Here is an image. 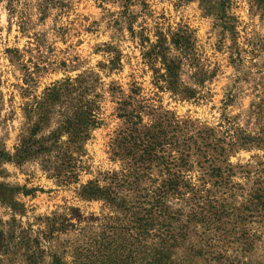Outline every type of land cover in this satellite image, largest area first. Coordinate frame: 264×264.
I'll return each mask as SVG.
<instances>
[{
	"label": "rangeland",
	"instance_id": "1",
	"mask_svg": "<svg viewBox=\"0 0 264 264\" xmlns=\"http://www.w3.org/2000/svg\"><path fill=\"white\" fill-rule=\"evenodd\" d=\"M185 27L192 47L181 80L197 91L190 101L158 89L142 55L146 39L156 44L161 34L170 53L181 57L170 39ZM152 65L164 73L159 61ZM85 72L99 79L101 124L82 152L71 155L66 170L54 163V150L19 162L14 155L21 141L47 138L62 120L58 105L45 123L34 112L46 89ZM132 85L150 108L211 127L218 136L264 135V0H0V264H123L132 238L107 232L115 256H122L110 262L108 243L101 241L104 218L122 214L79 193L88 181L105 185L106 174L121 168L109 146L122 126L116 102ZM228 160L243 167L231 177L241 189L225 200L239 206L254 182L264 180V148L237 147ZM188 176L197 183L196 170ZM223 222L236 221L227 216ZM245 226L253 236L246 253L226 243L217 249L236 258L234 264H264V211Z\"/></svg>",
	"mask_w": 264,
	"mask_h": 264
},
{
	"label": "trees",
	"instance_id": "2",
	"mask_svg": "<svg viewBox=\"0 0 264 264\" xmlns=\"http://www.w3.org/2000/svg\"><path fill=\"white\" fill-rule=\"evenodd\" d=\"M185 29L181 36L170 39V45L181 51V57L170 53L167 39L161 34L156 44L146 39L148 47L142 55L149 61L158 89L190 101L196 98L197 91L181 80L189 58L187 52L192 47L190 36H186L189 29ZM158 61L164 70L162 74L152 65ZM98 81L96 74L85 72L46 89L34 112L45 123L58 105L62 118L59 127L39 141H21L14 158L22 162L54 150L57 167L70 168L71 155L82 152L90 133L101 124L97 116ZM139 91L132 85L129 95L116 102L122 126L114 133L109 148L113 161L121 164L120 170L106 174L105 185L88 181L79 193L83 199L105 202L123 216L105 217L101 227V241L108 243V262L113 256L122 259L115 256L116 248L112 250L110 244L112 236L107 234L118 229L132 238L123 264H134L137 257L139 264H234L236 258L228 257L217 246L226 243L233 250L241 247L242 253H246L253 236L245 223L264 211V180L254 182L248 198L239 206L235 202L227 205L225 200L234 199L241 189L240 184L231 181L234 170H243L240 165L230 164L228 155L237 147L264 148V135H241L236 139L218 136L211 127L150 108ZM143 117L149 121L144 123ZM63 135L66 141L59 145ZM259 163L264 167V162ZM193 170L199 176L196 184L188 176ZM63 177L70 178L67 174ZM227 216L235 217L236 222H223ZM237 224L242 225V230H237Z\"/></svg>",
	"mask_w": 264,
	"mask_h": 264
}]
</instances>
